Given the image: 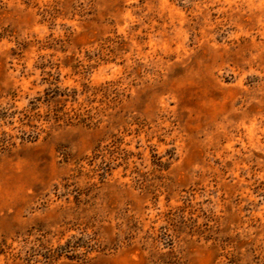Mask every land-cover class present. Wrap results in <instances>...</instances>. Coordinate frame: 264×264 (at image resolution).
<instances>
[{
	"label": "rangeland",
	"instance_id": "1",
	"mask_svg": "<svg viewBox=\"0 0 264 264\" xmlns=\"http://www.w3.org/2000/svg\"><path fill=\"white\" fill-rule=\"evenodd\" d=\"M0 264H264V0H0Z\"/></svg>",
	"mask_w": 264,
	"mask_h": 264
}]
</instances>
